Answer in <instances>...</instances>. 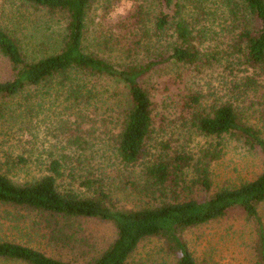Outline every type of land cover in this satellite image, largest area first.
I'll return each instance as SVG.
<instances>
[{"label": "trees", "instance_id": "16d2710c", "mask_svg": "<svg viewBox=\"0 0 264 264\" xmlns=\"http://www.w3.org/2000/svg\"><path fill=\"white\" fill-rule=\"evenodd\" d=\"M9 2L24 11L0 22L13 72L0 82V205L34 215L40 238L75 259L0 240V261L138 264L140 245L159 239L167 264H198L184 233L237 211L255 230L254 264H264V170L236 186L211 179L228 141L264 166V0H126L128 12H107L93 34L97 0ZM146 52L155 56L142 60ZM165 65L178 72L156 89L159 101L149 85ZM184 69L209 79L198 89ZM196 134L207 139L197 150ZM115 167L139 168L133 185L150 202L118 207ZM83 220L112 225V243L89 244Z\"/></svg>", "mask_w": 264, "mask_h": 264}, {"label": "rangeland", "instance_id": "374dc122", "mask_svg": "<svg viewBox=\"0 0 264 264\" xmlns=\"http://www.w3.org/2000/svg\"><path fill=\"white\" fill-rule=\"evenodd\" d=\"M107 1L97 0L94 4L90 27L92 34L95 30H101L104 27L102 17L107 12H110L109 19L115 20L123 17L131 7V4L124 0L122 3H115V7L111 6L107 9L109 7ZM20 5L17 2L12 7L9 0H1L0 22L3 23L4 21L6 25H9L10 21H6L7 13L12 11V8L24 11V8L22 9ZM31 19L33 21H41L42 26L47 23L45 18L39 17V14L32 15ZM29 23L26 25L29 26ZM31 26L32 23H30ZM166 51L167 47L163 53H166ZM152 56L155 55L151 52H146L143 54L142 60L147 61L146 59H150ZM177 72L175 66L165 65L156 74H153L154 76L149 86L154 90V95L158 97L159 101H161L162 93L156 92V89L160 88L162 90ZM182 74L184 75V82L191 79V81H195L198 89L209 79L207 77L205 79H193V73L185 69ZM12 77L11 65L0 53V82L10 80ZM246 117L245 120L250 123H257L253 115ZM206 140L205 137L196 134L189 144L192 143L191 147L197 150L205 144ZM226 144L227 147L221 158L213 163L211 167V179L216 188L236 186L243 181L254 179L264 170L262 158L258 152L234 141H228ZM114 169L113 172L112 168L107 171L111 172L113 177L110 181L115 184L113 199L118 207L122 209H137L142 205L144 206L148 201L150 202V199L140 192V187L136 188L133 185L142 183L139 168L115 167ZM262 213L264 214V212ZM35 220L37 218L34 215H30L25 211L0 205V240L32 246L57 258L63 255L64 260L67 261L74 260L75 256H71V252L67 249L66 251H57L55 246L48 243V240L40 238L38 235L40 232H38L37 225L34 223ZM81 224L83 237H86L89 244L94 245L99 250L106 249L116 236L115 229L110 224L97 220H83ZM184 238L188 242L198 264L255 263V230L250 221L240 212L235 211L227 218L188 230L184 233ZM80 258L83 259V256ZM165 259L168 260V257L164 251L163 243L159 239H152L140 245L133 261L135 260L138 264H167L168 261H165ZM0 264L18 263L0 261Z\"/></svg>", "mask_w": 264, "mask_h": 264}]
</instances>
